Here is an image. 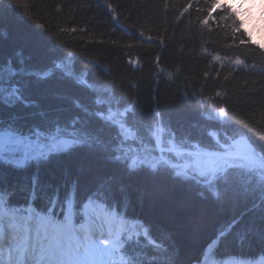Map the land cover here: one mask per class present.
<instances>
[{"label": "trees", "instance_id": "1", "mask_svg": "<svg viewBox=\"0 0 264 264\" xmlns=\"http://www.w3.org/2000/svg\"><path fill=\"white\" fill-rule=\"evenodd\" d=\"M222 2L235 8L229 0ZM209 3L210 0H0V62L11 60L19 67L23 60L25 66L39 68L70 57L75 76L88 85L75 80L32 82L27 94L34 106L4 108L3 118L6 120L9 112H14L21 118L20 123L41 127L46 118L68 120L79 112L74 107L77 100L91 108L97 95L91 89L106 87L126 101H138L141 114L159 103L171 129L193 137L203 135L209 117L221 119L217 110L223 106L230 110L227 115L237 127H243L257 143L264 144V51L252 44L234 46L231 30L226 32L215 23L210 25L211 32L201 26L199 18ZM188 4L192 7L185 12ZM225 14L220 9L214 11L217 19ZM73 28L77 31H71ZM235 45H239V34ZM240 53H244L239 58L245 65L237 66L225 58L234 61ZM217 54L221 61L212 59ZM156 56L160 57L159 67ZM161 69L164 75H157ZM167 72L173 73L172 80H168ZM217 92L221 93L219 97ZM62 169L78 177L82 189L102 176L122 178L127 186L126 217L141 220L153 237L166 247L171 245L176 264L201 260L213 238L223 230L228 232L232 225V235L220 247L219 255V240L213 248V260L224 263L264 255V244L259 240V231L264 228V203L259 192L230 186L225 195L221 184L218 199L209 191L201 197L199 190L189 192L167 178L122 177L116 166L80 152L62 155L58 163L41 171L46 181L61 188V196ZM21 175L7 166L0 169V179L12 183ZM127 236H132L138 253L144 251L143 238L136 244L137 236L126 233ZM241 236L245 237L243 242Z\"/></svg>", "mask_w": 264, "mask_h": 264}, {"label": "snow or ice", "instance_id": "2", "mask_svg": "<svg viewBox=\"0 0 264 264\" xmlns=\"http://www.w3.org/2000/svg\"><path fill=\"white\" fill-rule=\"evenodd\" d=\"M260 4L264 5V0ZM191 7L186 5L185 12ZM217 9L226 14L217 19ZM198 22L209 32L213 23L226 32L230 29L234 46L252 44L264 51V43L254 40V32L248 31L251 24L264 32V11L257 19L230 3L210 0ZM237 34L239 45H235ZM241 54L234 61L225 58L237 66L245 65ZM212 59L221 61L222 57L217 54ZM155 60L159 67L160 57ZM19 65L11 60L0 62V169L7 166L22 173L14 183L0 179V264H176L171 245L166 247L153 237L150 228L126 220L127 186L122 178L102 176L82 189L79 178L62 169L61 196V188L46 181L41 171L58 163L62 155L84 152L116 166L122 177L167 178L189 192L199 190L201 197L209 191L218 199L221 184L225 195L230 186L243 187L259 192L264 203V144L237 127L227 115L229 109L218 107L221 119L209 117L203 135L193 137L174 132L159 103L141 114L138 101H126L110 88H93L97 95L91 108L78 100L74 103L84 115L78 112L64 121L46 118L43 127L26 126L14 112L5 120L3 110L33 107L27 94L30 83L75 80L88 85L75 76L70 57L39 68L25 66L23 60ZM164 73L161 69L157 75ZM166 74L172 80L173 73ZM234 228L232 225L228 232L217 234V255ZM126 232L137 234L136 244L143 238V252L135 250L132 236L126 237ZM240 239L243 242L245 237ZM259 240L264 244V228ZM197 264H202L199 258Z\"/></svg>", "mask_w": 264, "mask_h": 264}, {"label": "rangeland", "instance_id": "3", "mask_svg": "<svg viewBox=\"0 0 264 264\" xmlns=\"http://www.w3.org/2000/svg\"><path fill=\"white\" fill-rule=\"evenodd\" d=\"M233 6L237 9H240L241 12L248 14L251 13L253 16H255L257 19H259V15L261 14V12L263 10H261V8L259 7V2L258 0H240L241 5H245V7H241L239 2H233V0H229ZM249 27H252V25L250 24ZM252 31L254 32V38L256 41L260 42V37L262 35H264V33H262L259 29V27L256 28H252ZM205 260H203L204 262ZM208 264H218L216 261L212 260L211 258L208 257L207 259ZM260 263V261L258 262ZM224 264H252L249 262H246L243 259H232ZM255 264V263H254ZM257 264V262H256Z\"/></svg>", "mask_w": 264, "mask_h": 264}, {"label": "clouds", "instance_id": "4", "mask_svg": "<svg viewBox=\"0 0 264 264\" xmlns=\"http://www.w3.org/2000/svg\"><path fill=\"white\" fill-rule=\"evenodd\" d=\"M233 2H239L240 3V0H233ZM240 5H241V3H240ZM241 7H245V5H243V6L241 5ZM259 7L261 8V10H264V5L259 4ZM234 9L235 10H240V9H237V8H234ZM248 31H252V27H249ZM262 33H264V32H262ZM253 39L255 40L254 36H253ZM260 43H264V35H262L260 37Z\"/></svg>", "mask_w": 264, "mask_h": 264}, {"label": "bare ground", "instance_id": "5", "mask_svg": "<svg viewBox=\"0 0 264 264\" xmlns=\"http://www.w3.org/2000/svg\"><path fill=\"white\" fill-rule=\"evenodd\" d=\"M258 2L260 3V0H258ZM264 11V10H263ZM129 223H131L132 221H129V220H127ZM138 223V222H137ZM209 253V249H207V251H206V254H208ZM206 256V255H205ZM206 258V259H205ZM204 259H205V261L203 262L202 261V264H208V261H207V259H208V256H206Z\"/></svg>", "mask_w": 264, "mask_h": 264}, {"label": "water", "instance_id": "6", "mask_svg": "<svg viewBox=\"0 0 264 264\" xmlns=\"http://www.w3.org/2000/svg\"><path fill=\"white\" fill-rule=\"evenodd\" d=\"M224 232V231H223ZM222 233V232H221ZM216 245V240L213 242V243H211V245H210V250L214 247Z\"/></svg>", "mask_w": 264, "mask_h": 264}]
</instances>
